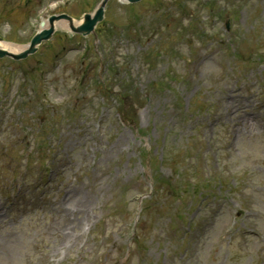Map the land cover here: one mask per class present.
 <instances>
[{
    "label": "bare ground",
    "instance_id": "bare-ground-1",
    "mask_svg": "<svg viewBox=\"0 0 264 264\" xmlns=\"http://www.w3.org/2000/svg\"><path fill=\"white\" fill-rule=\"evenodd\" d=\"M1 47L4 48V49H7L9 51H13V52H17L16 49L8 44H1Z\"/></svg>",
    "mask_w": 264,
    "mask_h": 264
}]
</instances>
